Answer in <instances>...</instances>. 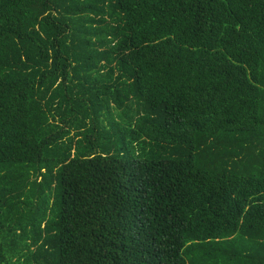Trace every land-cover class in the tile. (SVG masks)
<instances>
[{"label":"trees","instance_id":"16d2710c","mask_svg":"<svg viewBox=\"0 0 264 264\" xmlns=\"http://www.w3.org/2000/svg\"><path fill=\"white\" fill-rule=\"evenodd\" d=\"M0 264H264V0H0Z\"/></svg>","mask_w":264,"mask_h":264}]
</instances>
